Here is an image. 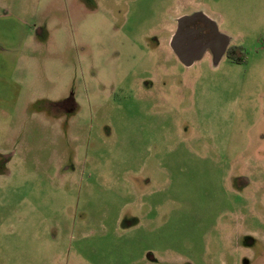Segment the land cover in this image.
I'll return each mask as SVG.
<instances>
[{
    "label": "rangeland",
    "instance_id": "374dc122",
    "mask_svg": "<svg viewBox=\"0 0 264 264\" xmlns=\"http://www.w3.org/2000/svg\"><path fill=\"white\" fill-rule=\"evenodd\" d=\"M0 264H264V0H0Z\"/></svg>",
    "mask_w": 264,
    "mask_h": 264
},
{
    "label": "flooded vegetation",
    "instance_id": "af4514ba",
    "mask_svg": "<svg viewBox=\"0 0 264 264\" xmlns=\"http://www.w3.org/2000/svg\"><path fill=\"white\" fill-rule=\"evenodd\" d=\"M170 31L172 51L185 66L194 65L207 54L216 57L225 55L234 63L230 56L238 54L236 50L238 47H229L219 35L216 26L204 15L183 14L178 17L176 26ZM181 57L186 60V63L181 60Z\"/></svg>",
    "mask_w": 264,
    "mask_h": 264
},
{
    "label": "trees",
    "instance_id": "16d2710c",
    "mask_svg": "<svg viewBox=\"0 0 264 264\" xmlns=\"http://www.w3.org/2000/svg\"><path fill=\"white\" fill-rule=\"evenodd\" d=\"M236 50L238 51V54L235 56H230V58L235 64H243L246 61V53L242 47H238Z\"/></svg>",
    "mask_w": 264,
    "mask_h": 264
},
{
    "label": "water",
    "instance_id": "95a60500",
    "mask_svg": "<svg viewBox=\"0 0 264 264\" xmlns=\"http://www.w3.org/2000/svg\"><path fill=\"white\" fill-rule=\"evenodd\" d=\"M181 60L186 63V60H184V58L181 57ZM187 63H191V62H187Z\"/></svg>",
    "mask_w": 264,
    "mask_h": 264
}]
</instances>
